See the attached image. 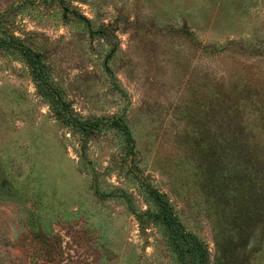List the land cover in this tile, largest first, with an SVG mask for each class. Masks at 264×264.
I'll list each match as a JSON object with an SVG mask.
<instances>
[{
  "label": "rangeland",
  "instance_id": "obj_1",
  "mask_svg": "<svg viewBox=\"0 0 264 264\" xmlns=\"http://www.w3.org/2000/svg\"><path fill=\"white\" fill-rule=\"evenodd\" d=\"M0 39L48 82L0 48V264H180L145 184L209 264H264V0H0Z\"/></svg>",
  "mask_w": 264,
  "mask_h": 264
},
{
  "label": "trees",
  "instance_id": "obj_2",
  "mask_svg": "<svg viewBox=\"0 0 264 264\" xmlns=\"http://www.w3.org/2000/svg\"><path fill=\"white\" fill-rule=\"evenodd\" d=\"M79 18L85 23L89 22L86 17L81 16ZM0 48H12L19 51L28 65H30L34 78L44 83L47 82L43 72L44 64L38 52L14 40L9 42L0 39ZM45 95H49L52 100L55 98L49 92H45ZM58 115L65 120L71 121L73 125L77 126L83 132L99 129L103 125L113 127L121 133L128 149L131 150L133 147L131 129L127 122L121 118L112 119L107 122H102L97 119L94 121L81 120L73 117L71 113H68L62 108H58ZM144 190L152 204L151 211L147 209L145 213L148 211L152 222L162 227L168 244L180 264H209L210 253L208 247L194 233L186 229L167 194L149 184H145Z\"/></svg>",
  "mask_w": 264,
  "mask_h": 264
}]
</instances>
